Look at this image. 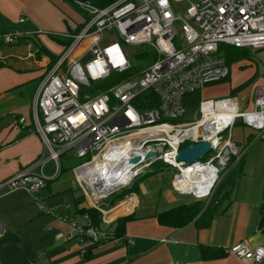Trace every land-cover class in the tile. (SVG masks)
I'll return each instance as SVG.
<instances>
[{
  "label": "built area",
  "instance_id": "2783aa9c",
  "mask_svg": "<svg viewBox=\"0 0 264 264\" xmlns=\"http://www.w3.org/2000/svg\"><path fill=\"white\" fill-rule=\"evenodd\" d=\"M76 2L88 16L81 28L70 26L65 34L70 43L41 79L32 103L31 120L44 153L1 181L0 196L24 190L38 200L48 181L61 176L62 156L74 150L85 159L73 170L89 207L109 206V197L132 185L156 162L176 170L173 187L181 193L187 191L176 182L184 169L213 168V185L202 196L190 192L197 199L208 198L231 157L239 155L232 140L234 126L240 121L264 139V85L256 88L253 108L245 111L233 96L202 99L198 117L183 121L186 100L230 76L223 46L264 48V0H117L105 7ZM184 2L185 14L180 15L175 5ZM26 21L23 15L18 19L19 24ZM43 33L14 28L1 34L0 40L10 45ZM131 48L154 59L134 68ZM89 53L92 58L83 63ZM27 120L19 118L22 129ZM201 141L212 145L207 160L191 164L177 160L186 144ZM123 142L130 143L128 151H113L112 165L103 171L116 167L125 180L110 189H103L101 181L90 184L89 167ZM132 157L139 160L132 163ZM52 162L55 166L47 172ZM59 219L96 243L119 239L110 219L104 218L106 226L94 225L88 214L82 215L83 223L69 213ZM4 228L0 222V235ZM226 252L246 262L264 263L263 245L253 247L242 240Z\"/></svg>",
  "mask_w": 264,
  "mask_h": 264
},
{
  "label": "crops",
  "instance_id": "0c3cea01",
  "mask_svg": "<svg viewBox=\"0 0 264 264\" xmlns=\"http://www.w3.org/2000/svg\"><path fill=\"white\" fill-rule=\"evenodd\" d=\"M62 5L68 7L63 0H0V36L14 28L42 29L64 40L63 35L73 23ZM22 15L27 21L19 24ZM46 40V36L39 34L5 46L29 43L23 52L27 53L32 44L38 43L57 56V60L60 55L47 48ZM50 54L37 58L30 50L28 55L7 53L1 57L10 62L5 61L6 66L0 68V182L44 153L32 124L31 108L47 72L45 64ZM21 116L28 119L24 129L19 122ZM234 143L239 151L237 161L243 159V170L235 188L230 190L228 206L219 209L209 226L198 227L191 222L182 228H172L158 222V212L197 200L190 192L181 193L173 187L175 173L172 177L164 176V171L172 169L166 166L146 175L148 182L142 189L137 183L114 206L98 209L104 219L109 208L132 196L136 199L128 213L111 219L115 222L119 217L134 215L126 225L125 235L116 241L96 243L81 237L59 219L60 215L69 213L83 223V213L78 209L89 206L86 201L76 202L77 193L64 192L66 188L57 178L49 180L40 190L38 200L24 190L0 196V222L5 226L0 235V264L26 261L33 264H256L228 254L226 248L242 240L253 247L264 246V139L259 132H251L241 142ZM203 245L223 248L225 255L205 260L201 256Z\"/></svg>",
  "mask_w": 264,
  "mask_h": 264
},
{
  "label": "rangeland",
  "instance_id": "374dc122",
  "mask_svg": "<svg viewBox=\"0 0 264 264\" xmlns=\"http://www.w3.org/2000/svg\"><path fill=\"white\" fill-rule=\"evenodd\" d=\"M63 2H65L66 5L69 7V8L68 7L65 8V6H63V5L61 6L63 8V10L67 11V13L69 15V21H71L73 23V25H75V27L81 28L82 25H80V24H82V22L86 19V17H84V15L81 12H79L69 2H66L65 0H63ZM59 4L61 5L60 2H59ZM186 7H187L186 2L179 3V4L175 5V9H176L177 13H179L180 15L185 14ZM42 35L46 36V38H47L46 46L49 50L53 51L56 55H60L63 52V50H64L63 43L55 40L50 35V32L46 31V33H44ZM108 36H109V34L106 33L105 40H107ZM28 44L29 43L23 42L22 44L15 45V46L0 45V50H1L0 51V62H3V63H5V61L10 62V60L8 58L1 60L2 55L5 56V55H7V53H11V54H14L16 56L28 55V51L30 52V50H33L34 55L37 58H41L42 56L45 55L44 51H46V50H41L39 48V46L35 45V44H32V47L28 49L27 53H23L24 50L29 47ZM249 51H251V53H249V56L242 58L240 60H237V61H233V62L231 61L232 63L230 62V66H231V77L230 78L228 77L227 79H225L219 83L209 85L206 88H204L203 90L198 91V92L192 94L191 96H189L187 98L186 102H187V106H188V113L184 117L183 121H191V120H194L198 117V115H199L198 105H199L200 100H202V99H210V98L216 99V98H223V97H226L228 95H231V96L237 98V102H238V105H239V108L241 111H243L244 109L249 110V109L253 108L255 90L257 87L261 86L264 83V48L251 49ZM129 52L131 53V56H130L131 59H132V57H135L137 54V51L134 48H131L129 50ZM221 53L226 55V50H225L224 46L221 49ZM46 56H48V55H46ZM47 58H49V60L46 62L45 66L47 67V71H48V69L55 62H53L51 60L50 56H48ZM91 58H92V54L89 53L83 59V63L88 62ZM153 59H154L153 55L148 57V60H150V61ZM140 61H141L139 64L140 67H144L146 65V63L149 62V61L145 62L143 60H140ZM133 64L137 65L138 60L133 61ZM251 132L258 133V131L254 130L253 128L238 123L234 126V128L232 130V140L234 142H238V141L241 142ZM212 154H213V152L209 153L207 156L203 157L201 160L202 161L207 160L208 157H210V155H212ZM238 156L239 155H234L231 157V159L233 157H235L237 159ZM84 160L85 159H83V158H79L76 155L74 150L69 151L68 153L63 155L61 158L62 167H64L65 170L62 171V174L59 177L58 181H59L60 185H63V187L66 188L64 190V192H67V193L75 192V193H77L76 199L77 198L80 199V197L83 195V193H82V191L79 190L80 186L76 180L73 168L75 166H77L78 164H80L81 162H83ZM54 166H55L54 162L50 163L47 166L46 171H49V169L53 168ZM160 167L166 168L163 165H160ZM152 171H154V168H152V170H148L147 172H145V175L143 177L139 178L136 181L134 180L132 185L134 183H136V184L138 183V184H140V189H142L143 186L146 185L148 182V180H146L147 178H145L146 175L151 174ZM175 172H176V170L170 169V170L164 171L163 175L164 176L168 175V176L172 177ZM226 173H227V169H224L223 171H221V173L219 174V178L213 187V190H212L210 197H208L206 199H197L196 201H200L201 203H203L204 206L206 204H208L209 201L211 200V198L216 193L215 191L217 189V185L220 183V181L222 180V178L225 176ZM136 184H134V185H136ZM69 188H72V189H69ZM120 193L121 192H118L114 196L111 197L113 200L112 205L118 203L119 200H121L122 198H124L128 195V194L126 195L124 193H122V194H120ZM114 223L115 222H113L110 225V227H113ZM101 225L106 226V224L104 223V219H103V222Z\"/></svg>",
  "mask_w": 264,
  "mask_h": 264
},
{
  "label": "trees",
  "instance_id": "16d2710c",
  "mask_svg": "<svg viewBox=\"0 0 264 264\" xmlns=\"http://www.w3.org/2000/svg\"><path fill=\"white\" fill-rule=\"evenodd\" d=\"M66 2H69L70 4H72L79 12H81L84 17L87 18L88 14L85 10H83V8L76 2L77 0H65ZM117 0H91L90 2L98 7H105L113 2H115ZM65 37V39L63 40L62 38H60V35H52V37L57 40L58 42L63 43V45H65L66 47L69 45L70 43V39L68 37H66L65 35H63ZM0 45L2 44V41L0 40ZM35 45H38L35 44ZM39 48L41 50H44L43 45H38ZM225 50H226V60L227 63L230 65V62L232 61H237L240 60L242 58H245L247 56H249V53H251L250 48H239V47H234V46H230V45H225ZM46 54H50L48 51H44ZM150 53V52H149ZM51 56V60L53 62L56 61L57 56H55L54 54H50ZM145 57V54H143L142 52H137L135 57H132L131 62L134 68H140V60L146 61L148 60V58ZM138 60V64H133V61ZM231 62V63H232ZM6 66L5 63L0 62V68ZM230 163H228L227 166V173L225 174V176L222 178V180L220 181V183L217 185V189H216V193L214 194V196L211 198V200L209 201L208 204H206L205 206L203 205V203H201L200 201H194L190 204H182V205H178L175 207H172L170 209L167 210H163L157 213L156 217L158 222L163 225V226H169L172 228H182L186 225H188L191 222H194L198 227H207L211 224L214 216L217 214V212L219 211V209L221 208H226L229 204V195L230 190L232 188H235L236 184H237V178L239 176V174L242 172L243 170V159H239L237 161V159L235 157H233L230 161ZM160 165L163 166H167L164 163L161 162H156L152 165V167L154 168V171L159 170ZM64 167H62V171H64ZM145 175V173H141L140 175H138L135 178V181L138 178H141ZM136 184V183H134ZM130 185L128 187H126L125 189H122L120 194L124 193V194H129L131 193L136 187V185ZM118 193V192H116ZM115 193V194H116ZM212 193V192H211ZM114 194V195H115ZM119 194V195H120ZM113 195V196H114ZM112 197V196H111ZM109 197L106 202L110 205V206H114L112 205V198ZM210 197V196H209ZM123 199V198H122ZM121 199V200H122ZM85 197L84 195H82L80 197V199H76L77 203H82L84 202ZM228 200V201H227ZM120 201V200H119ZM78 212H81L83 214H88L91 222L94 225H98L100 226L103 222V214L96 208H89V207H80L78 209ZM134 219V215H128V216H122L119 217L115 223H116V227H115V232L118 238L122 237L123 235H125L126 233V225L128 222H130L131 220ZM225 249L223 248H219V247H213V246H201V256L203 259L205 260H212V259H218L221 258L225 255ZM34 259H31L30 261H33ZM21 264H30L29 261H26L24 263Z\"/></svg>",
  "mask_w": 264,
  "mask_h": 264
},
{
  "label": "bare ground",
  "instance_id": "6f19581e",
  "mask_svg": "<svg viewBox=\"0 0 264 264\" xmlns=\"http://www.w3.org/2000/svg\"><path fill=\"white\" fill-rule=\"evenodd\" d=\"M130 143L123 142L117 148L111 150L110 154L107 153L105 157L101 160L98 158L94 162L92 167H89V176L88 182L94 185L95 181H101V186L103 189H110L113 186L121 184L125 177L118 174L117 168H113L109 173L103 170H107L109 166L112 165L110 159H113L111 156L113 151H116L115 154H125L128 151ZM230 163V162H229ZM226 169V168H225ZM215 180V172L213 168H210L209 171H205L201 165L191 166L187 169H184L183 175L176 182L177 186L187 192H194L199 196H202L210 186L213 185ZM136 199L134 196L128 198L126 201L120 203L118 206L114 207L110 212H107V219L111 220L118 215L128 213L132 206L134 205ZM132 204V205H131Z\"/></svg>",
  "mask_w": 264,
  "mask_h": 264
},
{
  "label": "water",
  "instance_id": "95a60500",
  "mask_svg": "<svg viewBox=\"0 0 264 264\" xmlns=\"http://www.w3.org/2000/svg\"><path fill=\"white\" fill-rule=\"evenodd\" d=\"M82 3H87L91 0H79ZM212 148V145L208 141H201L194 144H186L180 151L177 157L178 161H185L189 164L195 163L201 160ZM151 154L150 152L147 155ZM138 157L130 158V162H137Z\"/></svg>",
  "mask_w": 264,
  "mask_h": 264
}]
</instances>
